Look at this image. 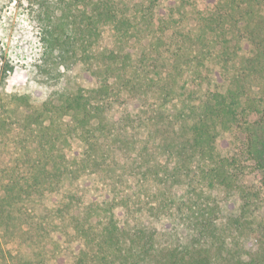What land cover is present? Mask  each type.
Returning <instances> with one entry per match:
<instances>
[{"label":"trees","instance_id":"trees-1","mask_svg":"<svg viewBox=\"0 0 264 264\" xmlns=\"http://www.w3.org/2000/svg\"><path fill=\"white\" fill-rule=\"evenodd\" d=\"M39 5L48 94L10 95L27 120L0 96V264H264V0ZM77 66L96 86L55 90Z\"/></svg>","mask_w":264,"mask_h":264},{"label":"rangeland","instance_id":"rangeland-1","mask_svg":"<svg viewBox=\"0 0 264 264\" xmlns=\"http://www.w3.org/2000/svg\"><path fill=\"white\" fill-rule=\"evenodd\" d=\"M200 6L205 4V0H197ZM40 0H0V69L4 62H8L13 67V72L4 86H0V96L8 109V113L15 120H27L26 115L31 112L25 106L17 103H10L9 98L13 93H28L32 99L41 103L47 96L48 90L33 84L32 80L36 76L35 65L41 56L40 29L35 19V14L39 9ZM110 34L105 35V43L111 45ZM246 45L243 43V46ZM81 85L96 86L95 81L88 76L81 66L67 70L54 88L61 92H76ZM37 104V103H36ZM39 107V105H37ZM36 108V107H35ZM121 110L115 109L107 114L106 121L113 124L120 119ZM231 137L226 134L218 141L220 151L227 149ZM77 151L79 149L76 147ZM84 183H67L66 188L71 191H80L89 188L87 196H94L96 185L90 180ZM56 200L54 197L53 200ZM232 206L226 207L227 211L232 210ZM55 264H72V259L63 256Z\"/></svg>","mask_w":264,"mask_h":264}]
</instances>
